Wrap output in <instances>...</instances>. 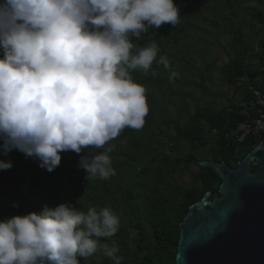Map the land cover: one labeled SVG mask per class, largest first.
<instances>
[{"label":"clouds","instance_id":"obj_1","mask_svg":"<svg viewBox=\"0 0 264 264\" xmlns=\"http://www.w3.org/2000/svg\"><path fill=\"white\" fill-rule=\"evenodd\" d=\"M174 0H0V150L13 149L52 172L61 153L81 155L87 181L115 175L111 143L139 130L149 112L132 70L168 67L149 29L176 26ZM173 76L176 73L172 74ZM96 150V151H94ZM12 167L0 160V170ZM18 206L14 204V207ZM111 208L71 202L0 220V264H80L100 252L121 264Z\"/></svg>","mask_w":264,"mask_h":264},{"label":"trees","instance_id":"obj_2","mask_svg":"<svg viewBox=\"0 0 264 264\" xmlns=\"http://www.w3.org/2000/svg\"><path fill=\"white\" fill-rule=\"evenodd\" d=\"M203 0H174L180 9V22L179 25L188 24L193 19L202 20L203 16L198 11ZM227 3L229 0H226ZM233 16H236L235 9L232 12ZM251 17L256 22L264 23V12L261 8H256L251 12ZM232 34L231 43L229 49L232 52V56L228 61L219 68L221 79L228 85L233 87L232 97L228 98V105L220 111H214L211 105L203 107L196 106L192 112L188 111L183 104L175 107L176 116L173 118L165 117L160 110V106L154 103L152 108L157 111V118L160 125L173 131L172 135H168L166 132L158 130L151 135L146 134L148 126L154 124V120L150 113L145 117V123L140 129L144 136V141H140L135 132L136 129L126 128L121 133H127L128 144L125 150V162L137 163L140 168L136 170L132 175L129 170L123 180L120 178H113L115 184L121 188V198L131 202H138L141 206L142 213L135 214L132 212V216L128 219V223L124 226H120L119 231L111 238H100L102 243H109L114 240L119 245V251L116 254L118 257H125L132 264H174V256L176 253V243L178 239V224L187 212L189 205L196 202L207 191H213L218 194V186L221 182L219 176L214 173L210 167H203L197 165V160L211 159L213 161H224L228 166L233 167L236 160L242 158L249 150L261 144L264 148V132L260 135L248 136L243 142H236L233 137L225 136L238 121H243L249 118V115L243 113V109L246 105H249L253 94L250 89L251 86H255L261 93L264 94V37L261 36L256 41L257 51L251 53L250 45L245 44L243 37L244 34L240 27L232 28L230 31ZM251 34L255 38L258 37L260 31L254 32L250 30ZM262 33V32H261ZM179 29L174 28L171 24H164L159 29H149V32L142 34V38L139 40H133V43L138 46H144L152 41H155L159 47V55H165L167 41L171 38L175 40L181 39ZM187 52V51H186ZM179 51L175 53L177 56ZM2 56V52H0ZM256 61L255 68L252 67V62ZM213 63H210L206 68L209 70L213 67ZM142 69L132 70L131 74L135 82L138 83L137 72ZM145 76L142 86L144 88L150 87L154 84L155 77L151 79L148 84L145 85L146 80L149 79L150 71L145 72L142 70ZM173 72L165 74L166 80L177 76L172 75ZM239 79H243L242 85H235ZM240 91L242 93L243 103L235 102L234 98L236 93ZM245 103V104H244ZM185 117V120L181 122V119ZM213 133V134H212ZM164 135L167 138V142L170 143L169 153H172V145L180 146L186 144L188 151L183 155H176L173 161H170L168 153H164L158 159V154L153 149L152 145H160L159 136ZM2 143V142H0ZM206 145H210L206 149ZM207 152L209 156H197L195 152ZM150 154V158L145 162L141 158V153ZM74 151H67L61 153V160L66 163L67 158ZM86 154V153H85ZM139 154L138 159H133V156ZM0 160L10 161L12 167L7 170H0V196L6 191L10 190L13 194V198L10 201L4 211L0 213V220L6 217H11L10 207L25 201L27 203L26 215L30 212H39L47 205L50 208H54L61 202V197L65 198L67 202H71L77 205L79 210L86 212L87 204L90 208L100 211L99 203L93 195L94 188L98 179L87 181L83 180V193L81 198L85 201L77 200V193L72 194L70 188H61V192L56 194L55 191H50L46 186L56 187L60 179L69 175V172L65 170V167L59 164V173H52L51 180L46 181L48 175L47 170L39 166V161L32 157H26L19 150L13 149L7 155H4L0 150ZM151 165L149 163H153ZM197 165L196 173H192V181L199 182V186L192 184L189 187H181L175 185L178 195L171 199L168 194H164L163 183L166 180L165 173H171L179 165L182 164V169H187L190 164ZM140 164V165H139ZM149 168L152 169V173L148 174ZM256 165H251L250 169L254 170ZM41 171V177H37L36 173ZM49 172V171H48ZM121 173V170L116 172ZM155 174V175H154ZM47 175V176H45ZM148 177L151 179L154 185L152 189V196L146 198L142 195L139 189L132 186L131 181L133 178L138 183L142 178ZM79 180H82V176H79ZM132 178V179H131ZM141 178V179H140ZM110 180L100 181L99 188L104 189L109 187ZM129 185H131L129 187ZM107 196L106 194L101 195ZM143 197V201H138ZM53 201H52V200ZM32 201L36 203L40 202V205L36 206ZM22 205V204H21ZM125 206V204H124ZM123 203L118 205L119 208H124ZM21 211V206H15ZM125 212V211H123ZM146 226L147 230L143 229ZM132 241V242H131ZM113 261V260H112ZM80 264H92L91 259H80ZM121 264H124L121 260Z\"/></svg>","mask_w":264,"mask_h":264},{"label":"rangeland","instance_id":"obj_3","mask_svg":"<svg viewBox=\"0 0 264 264\" xmlns=\"http://www.w3.org/2000/svg\"><path fill=\"white\" fill-rule=\"evenodd\" d=\"M201 6L202 7L198 8V11L203 15L200 17L202 20L193 19L188 24H177L175 26L179 29L183 37L179 40L171 38L167 41L166 53L168 55V67L154 62L148 70L150 74L145 85L148 84L153 77H155V80L154 84L146 88L147 105L150 104L149 106L153 107L154 103H157L160 106L161 113L168 118L176 116L175 107L180 104H183L190 112H192L196 106L203 107L211 105L214 111H220L224 107H227L228 98L232 97L234 90L232 86H228L221 79L219 68L232 56V52L229 49L232 39L230 31L237 26L241 28L244 34V43L250 45L251 53L257 51L256 41L259 40L261 36L264 37V23L256 22L251 17V12L256 8H261L264 12V0H229L228 3L226 0H203ZM234 9L236 16L232 14ZM250 30L254 32L260 31V34L255 38ZM177 51H179V54L174 56ZM158 58L159 56L157 59ZM213 62V67L208 70L206 66ZM255 66L256 61H253L252 67L255 68ZM169 72L176 73L177 77L174 78L171 76L169 80H166L164 75ZM137 76L138 84L142 85L145 79L143 71L139 70ZM242 83L243 79H239L235 85H242ZM234 100L237 103L244 102L240 91L236 93ZM148 113L151 114L154 124L148 126L145 135H151V133L160 129L168 135L173 134L171 129H167L160 125L157 118V111L149 108ZM184 120L185 117L181 119V122ZM135 134L140 141H144V136L140 129L136 130ZM159 141L160 145L151 146V149L157 152L158 159L162 154L168 153L170 161H173L176 155H183L188 151V146L186 144H181L180 146L172 145V153H169L170 148L168 146L171 144L167 142V138L164 135H160ZM111 143L115 145L114 150L109 153L115 169V175L108 178L110 180L109 187L104 189L99 188L100 181L102 180L98 179L96 183L97 187L94 188L93 195L99 203V209L103 207L111 208L119 215L121 220L120 226H124L128 223V219L132 216V212L135 211V214L142 213V209L138 202H131L129 205L128 201L121 198V188H119L112 179L121 177L124 180L126 178L125 174L129 170H133L131 172L132 175L140 167L137 166V163L132 162L133 160L130 163L124 160L125 150L128 144L127 133H120ZM209 147L210 145H206V149ZM195 154L197 156H209L205 151L195 152ZM81 155H85V153L82 152L81 154H77L74 152L68 156L66 163L61 160L60 163L62 167H65L69 175L60 179L56 187L46 186L45 188L50 191H55L56 194L61 192V188H70L72 194L77 193V200H81L85 203L81 196H83V180L85 179L86 173L82 168L78 167ZM138 158L139 154L133 156L134 161ZM141 158L146 162L150 158V154H145L143 152L141 153ZM149 164L154 165V162ZM59 168V166L56 167L52 173H59ZM197 169V165L194 163L190 164L187 169H182L181 164L173 172L165 173L166 180L163 183L164 194H168L171 199H174V197L178 195L176 188H174L175 185L184 188L192 184L199 186V182L192 181L191 175L192 173H196ZM118 170H121L120 174L116 173ZM150 173L153 174L151 168L148 170V174ZM40 174L41 171L37 172L36 176L41 177ZM46 174L48 175L46 181L49 182L53 174L48 171ZM80 175L82 176V180H79ZM134 179L135 178L131 181L134 188L139 189L146 198L152 196L154 185L150 178H140L141 180L138 183H136ZM130 186L131 185H129V187ZM103 194L107 196L102 197L101 195ZM12 198L13 194L10 190L0 196V213L10 204ZM61 198L59 202H67L65 198ZM143 200V197L138 199L140 202ZM19 201L20 199L17 201V204L21 206V211L18 212V210L12 206L10 207L11 216L23 215L26 212L27 203L25 201L19 203ZM32 203L38 206L41 201L38 203L32 201ZM120 203H123V206L125 204L124 208L118 207ZM75 206L77 207V205ZM87 207L86 211L90 208L89 203ZM143 229L147 230V227L144 226ZM89 258L92 264H113L111 258L103 256L100 252ZM122 260L124 264H132V261H129L125 257H122Z\"/></svg>","mask_w":264,"mask_h":264},{"label":"water","instance_id":"obj_4","mask_svg":"<svg viewBox=\"0 0 264 264\" xmlns=\"http://www.w3.org/2000/svg\"><path fill=\"white\" fill-rule=\"evenodd\" d=\"M197 165L210 167L221 182L218 194L205 192L179 222L174 264H264L263 146L233 167L211 159Z\"/></svg>","mask_w":264,"mask_h":264},{"label":"built area","instance_id":"obj_5","mask_svg":"<svg viewBox=\"0 0 264 264\" xmlns=\"http://www.w3.org/2000/svg\"><path fill=\"white\" fill-rule=\"evenodd\" d=\"M252 98L249 105L243 109V113L249 115V118L238 121L234 127L225 134L227 137H233L236 142H243L248 136L260 135L264 132V128L259 122L264 123V94L255 86H251ZM245 104V103H244Z\"/></svg>","mask_w":264,"mask_h":264}]
</instances>
